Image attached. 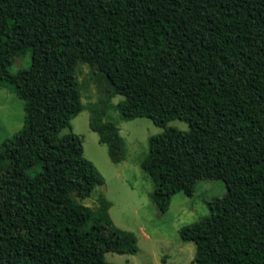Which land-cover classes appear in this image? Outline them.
<instances>
[{"label":"trees","instance_id":"1","mask_svg":"<svg viewBox=\"0 0 264 264\" xmlns=\"http://www.w3.org/2000/svg\"><path fill=\"white\" fill-rule=\"evenodd\" d=\"M23 52L28 65L10 72ZM77 61L122 97V118L163 127L140 161L157 211L198 179L224 183L208 215L178 230L192 261L264 264V0H0V81L23 101L21 127L0 142V264H112L104 252L137 251L103 197L82 203L103 178L80 136L61 134L82 109ZM88 125L122 160L117 127Z\"/></svg>","mask_w":264,"mask_h":264},{"label":"rangeland","instance_id":"2","mask_svg":"<svg viewBox=\"0 0 264 264\" xmlns=\"http://www.w3.org/2000/svg\"><path fill=\"white\" fill-rule=\"evenodd\" d=\"M28 60V52L17 53L9 71L26 67ZM74 77L82 109L71 118L70 129L63 128L61 134L72 131L80 136L83 156L103 178V183L96 185L82 203L94 206L103 197L108 202L107 213L113 225L131 232L136 239L134 254L107 251L104 260L112 264H195L194 243L180 240L178 230L208 215L207 202L225 193L224 183L198 179L190 196L177 192L166 211H157L150 198L153 182L141 169L140 161L147 153L148 138L160 133L163 127L154 125L147 117L122 118L116 109L122 97L112 94L96 67L77 61ZM22 106L23 101L15 95L13 86L0 81V142L21 127ZM90 121L94 124L110 121L117 127L123 142L122 160L111 161L106 145L98 142L97 133L89 128ZM165 126L180 130L187 127L180 119L169 120ZM190 159L194 161V157Z\"/></svg>","mask_w":264,"mask_h":264}]
</instances>
